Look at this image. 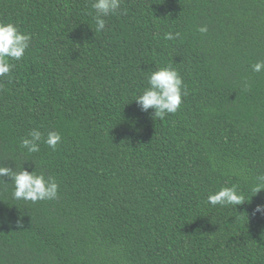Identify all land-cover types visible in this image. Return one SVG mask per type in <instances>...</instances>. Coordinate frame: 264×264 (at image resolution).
Wrapping results in <instances>:
<instances>
[{"label":"trees","instance_id":"obj_1","mask_svg":"<svg viewBox=\"0 0 264 264\" xmlns=\"http://www.w3.org/2000/svg\"><path fill=\"white\" fill-rule=\"evenodd\" d=\"M89 12L0 0V21L32 36L0 78V166L59 183L58 199L32 203L0 178V264H264V72L251 68L264 0H123L101 33ZM168 64L188 95L161 120L134 100ZM36 128L61 133L56 151L21 148ZM233 184L244 204L207 202Z\"/></svg>","mask_w":264,"mask_h":264},{"label":"clouds","instance_id":"obj_2","mask_svg":"<svg viewBox=\"0 0 264 264\" xmlns=\"http://www.w3.org/2000/svg\"><path fill=\"white\" fill-rule=\"evenodd\" d=\"M123 0H91L89 12L93 15L95 32L101 33L107 30L105 18L114 15H121ZM202 34L207 33V26L199 27ZM177 36L180 34L177 33ZM167 34L165 39H172ZM32 36L22 32L16 23L0 21V78H11L15 65L12 60L21 61L26 58V52L31 47ZM256 73L264 72V60L258 61L251 66ZM147 86L135 97L134 102L141 111L148 113L154 110V117L164 119L168 114L176 113L182 106L183 99L187 97L188 91L181 73L172 64L159 67L158 70L146 76ZM43 142L53 151L62 143V135L58 131H49L45 138L39 128L29 131L21 141V148L26 149L28 154H35L40 151V143ZM7 177L14 185L12 192L13 199L37 203L40 201H52L59 198V183L55 177L46 176L43 171L29 172L25 168L13 170L8 166H0V178ZM5 182V181H4ZM6 183V182H5ZM264 190V175L256 178L252 191L256 195ZM207 202L215 207L217 205L240 206L245 203V196L239 191L238 186H223L215 193L207 197ZM257 213H264V205L257 206ZM22 227L21 224L17 225Z\"/></svg>","mask_w":264,"mask_h":264}]
</instances>
